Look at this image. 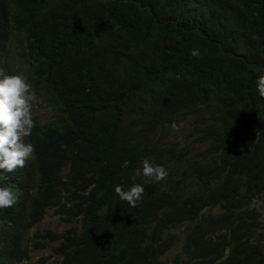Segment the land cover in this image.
<instances>
[{
    "label": "trees",
    "instance_id": "1",
    "mask_svg": "<svg viewBox=\"0 0 264 264\" xmlns=\"http://www.w3.org/2000/svg\"><path fill=\"white\" fill-rule=\"evenodd\" d=\"M0 69L51 111L0 170V264H264V0H0ZM145 158L168 175L132 206ZM50 212L66 229L28 237Z\"/></svg>",
    "mask_w": 264,
    "mask_h": 264
},
{
    "label": "clouds",
    "instance_id": "2",
    "mask_svg": "<svg viewBox=\"0 0 264 264\" xmlns=\"http://www.w3.org/2000/svg\"><path fill=\"white\" fill-rule=\"evenodd\" d=\"M191 56H199L198 47L190 49ZM31 84L20 73H5L0 69V170L12 172L17 167L23 168L26 161L32 157L35 146L26 142L35 125L32 115V101L35 93ZM255 90L264 97V72L255 78ZM176 127L175 124L172 125ZM128 161H124L127 166ZM168 175L167 168L147 158L133 170V183L127 188L122 184L114 186V192L121 200L134 206L142 198L145 191L142 183L136 182V177H150L152 182L164 180ZM17 197L10 185L0 184V208L12 206Z\"/></svg>",
    "mask_w": 264,
    "mask_h": 264
},
{
    "label": "rangeland",
    "instance_id": "3",
    "mask_svg": "<svg viewBox=\"0 0 264 264\" xmlns=\"http://www.w3.org/2000/svg\"><path fill=\"white\" fill-rule=\"evenodd\" d=\"M32 114H35L40 119H46V118L50 117L49 115L51 114V111H50L49 107L46 106L45 103H42L41 101H37V102L32 103ZM194 118H198V117L188 116L187 120L185 118L183 120H181V122L178 123V125L176 127H174L173 130L169 131V135L174 134L177 139L181 138L182 136L187 135L188 132H190L191 128L194 125V122H195ZM186 123H187V125H186ZM168 139H172V138H168ZM252 207L257 209L258 213L260 214V220L264 224V195H262L261 197H258L255 200V203L253 204ZM65 229H66V227H64V225H62L59 222V220L56 217H54L52 215V213L50 212L47 215V217L41 223H39L36 226V228H34L28 232V237L32 236L35 231H39V232L44 233L46 230H52L55 233L61 234L62 231H64ZM30 238H32V237H30ZM180 240H182V239H180ZM179 247H180V245L177 244V246L174 247L171 250V252H169L168 255L166 256L168 264H171V261L173 259L174 254L179 253L181 251V249H179ZM46 254H47V251L31 252L30 258L26 262V264H37L38 260L42 256H45Z\"/></svg>",
    "mask_w": 264,
    "mask_h": 264
}]
</instances>
